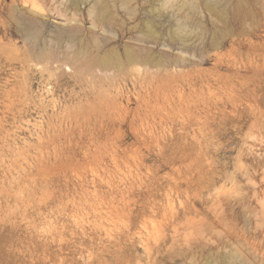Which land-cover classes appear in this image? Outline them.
<instances>
[{
  "label": "rangeland",
  "instance_id": "rangeland-1",
  "mask_svg": "<svg viewBox=\"0 0 264 264\" xmlns=\"http://www.w3.org/2000/svg\"><path fill=\"white\" fill-rule=\"evenodd\" d=\"M167 2L0 0V264H264V0Z\"/></svg>",
  "mask_w": 264,
  "mask_h": 264
},
{
  "label": "bare ground",
  "instance_id": "bare-ground-1",
  "mask_svg": "<svg viewBox=\"0 0 264 264\" xmlns=\"http://www.w3.org/2000/svg\"><path fill=\"white\" fill-rule=\"evenodd\" d=\"M74 1L76 2L77 0H74ZM167 1H168V0H165V3L163 4L164 7H165V4H166ZM167 3H168V2H167ZM26 9H27V8H26ZM158 9H159V8H158ZM158 9H156V11H157ZM159 10H160V9H159ZM32 13H33V12H32ZM37 14H38V13H37ZM61 15H62V14H61ZM38 20H39V18L35 17V15H34V16L29 17L28 20L26 21V23H25V22L23 23V25H24L25 29L28 31V33H35V32H37V35H38V32H39V30H38V28H37ZM184 31H185V26L179 23V24L177 25V29H176V31H175V32L172 31V36H173L174 38H177V39L181 40V34H183ZM59 34L62 35V36H64V34H66V33H65L64 30L61 29V30L59 31ZM37 35H36V36H37ZM60 35H59V37H60ZM172 36H171V37H172ZM170 46L172 47V45H170ZM170 46H168V47H170ZM178 48H179V47H178ZM182 52H184V51L182 50ZM182 52H181V54H182ZM186 53H187V51H186L184 54H186ZM186 55H188V54H186Z\"/></svg>",
  "mask_w": 264,
  "mask_h": 264
}]
</instances>
